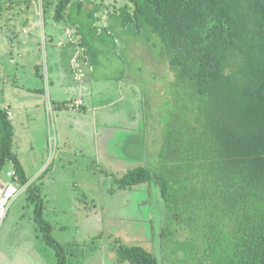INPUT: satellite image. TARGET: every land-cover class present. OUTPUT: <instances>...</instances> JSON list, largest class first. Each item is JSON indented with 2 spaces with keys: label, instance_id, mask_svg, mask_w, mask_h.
I'll return each mask as SVG.
<instances>
[{
  "label": "rangeland",
  "instance_id": "374dc122",
  "mask_svg": "<svg viewBox=\"0 0 264 264\" xmlns=\"http://www.w3.org/2000/svg\"><path fill=\"white\" fill-rule=\"evenodd\" d=\"M75 1L57 22L56 0H0V106L6 100L14 112L12 150L40 188L50 236L62 245L64 264H131L119 259V244L141 246L160 264H206L195 227L172 220L155 184L111 189L128 169L157 162L179 108L163 44L123 15L132 16L131 0ZM72 69L77 80H88L81 92L64 88ZM55 96L69 106L56 108ZM79 96L105 114L73 111ZM28 195L8 207L0 255L18 252L26 264H59Z\"/></svg>",
  "mask_w": 264,
  "mask_h": 264
},
{
  "label": "trees",
  "instance_id": "16d2710c",
  "mask_svg": "<svg viewBox=\"0 0 264 264\" xmlns=\"http://www.w3.org/2000/svg\"><path fill=\"white\" fill-rule=\"evenodd\" d=\"M73 1L56 0L55 21ZM131 1L132 16L123 15L159 37L179 108L157 162L128 169L111 189L155 184L172 220L195 227L206 264H264V0ZM7 112L0 107V176L10 161L27 184ZM26 192L43 238L64 264L62 245L42 218L39 186L31 182ZM115 248L122 261L160 264L141 246Z\"/></svg>",
  "mask_w": 264,
  "mask_h": 264
},
{
  "label": "crops",
  "instance_id": "0c3cea01",
  "mask_svg": "<svg viewBox=\"0 0 264 264\" xmlns=\"http://www.w3.org/2000/svg\"><path fill=\"white\" fill-rule=\"evenodd\" d=\"M79 71V70H78ZM76 71L75 70H73L72 69V71H71V75H72V79L69 77L68 78V80L66 81V83H65V85H64V88L65 89H68L70 86L71 87H73L74 86V88H75V85L78 87V89L80 90V92L81 91H83L84 90V86H85V83L88 81V80H85V81H83L82 79H80V80H77L76 79ZM74 84V85H73ZM30 88H32V87H29L28 86V90L30 89ZM33 91H37V89L36 88H33ZM89 95H91V92H89ZM53 99H54V105L56 106V108H65V107H67V105L69 104L68 102H69V100H65V101H61L60 100V98L59 97H57V96H55V97H53ZM79 99H81L82 101H83V103L81 104V106H80V108L79 109H76V110H74L73 109V111H80V110H82L83 112H87V111H89V110H91L93 113H102V116L105 114V111H102L103 109H105V108H103L102 110H98L99 109V107L98 106H94V105H92V107H89L86 103H85V100H84V98L83 97H81V96H79V97H75L73 100H75V102L77 101V100H79ZM5 100V99H4ZM73 100L72 101H70V103L71 102H73ZM48 101V103L50 104V102H49V99L47 100ZM65 104V105H62V104ZM5 105H3V106H0V107H2V108H5V109H7V111L8 112H10L11 113V117H9V119H10V121H11V123L14 121V119H13V116H14V112H12L11 111V106H10V104L5 100V103H4ZM49 104H48V107H49ZM51 105V104H50ZM17 106V105H16ZM69 106V105H68ZM101 107H103V106H101ZM101 111V112H100ZM16 115V114H15ZM15 122V121H14ZM13 125V124H12ZM103 128L105 129V130H109V125H106V124H103ZM101 133V132H100ZM44 174V173H43ZM43 174H41V175H39L38 177H37V179H42V178H44L45 177V175H43ZM29 182L31 183V181H29L28 180V183L27 184H29ZM26 262V259H25V256H24V254L23 253H18V252H15V253H10V254H7L6 255V257L4 256V254H1L0 255V264H26L25 263Z\"/></svg>",
  "mask_w": 264,
  "mask_h": 264
},
{
  "label": "built area",
  "instance_id": "2783aa9c",
  "mask_svg": "<svg viewBox=\"0 0 264 264\" xmlns=\"http://www.w3.org/2000/svg\"><path fill=\"white\" fill-rule=\"evenodd\" d=\"M82 104L81 100H77L74 106L78 108ZM8 117L11 113L7 112ZM28 184H23L19 181V177L15 172L13 164L9 171H6L5 176H0V227L8 211V207L12 200L19 194L26 191Z\"/></svg>",
  "mask_w": 264,
  "mask_h": 264
}]
</instances>
